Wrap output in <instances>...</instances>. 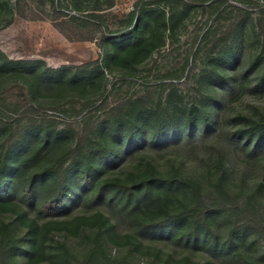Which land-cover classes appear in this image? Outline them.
<instances>
[{
  "label": "rangeland",
  "instance_id": "obj_1",
  "mask_svg": "<svg viewBox=\"0 0 264 264\" xmlns=\"http://www.w3.org/2000/svg\"><path fill=\"white\" fill-rule=\"evenodd\" d=\"M185 1L192 6L163 46L140 62H110L107 67L106 50L126 31L127 14L137 5L139 9L138 0H0V153L16 159L24 155L37 171L77 137L123 121L127 101L140 98L142 104L158 107L162 121L171 115L180 134L164 139L146 125L144 139L121 147L102 177L127 178L131 172L128 181H138L152 161L164 173L178 175L179 166L215 184L225 160L218 163L219 155L235 149L233 187L237 185L241 200L250 196L257 201L264 224V186L254 188L264 174V154L245 156L233 144L243 137L240 129L264 123V43L258 26L264 25V0ZM148 2L147 7L166 11L171 5L170 0ZM231 5L244 11H230ZM92 11L96 17H88ZM233 28L232 37L208 56L215 39ZM207 30L210 35L203 38ZM229 81L235 83L234 92L220 107L217 123L205 133L183 134L184 112L192 109L198 116L214 90L225 89ZM79 163L69 159L66 166ZM207 190L215 191L208 185ZM97 209L115 224L100 245L93 217ZM12 214L0 212V264H83L90 250L100 264H264V233L241 228L234 214L220 216L204 241L173 240L138 235L113 203L80 196L60 215L29 211L39 234L47 232L43 254L30 261L24 225L12 221ZM77 215L81 222L73 220ZM65 219L67 228L60 222ZM213 238L223 247L207 243Z\"/></svg>",
  "mask_w": 264,
  "mask_h": 264
},
{
  "label": "trees",
  "instance_id": "obj_2",
  "mask_svg": "<svg viewBox=\"0 0 264 264\" xmlns=\"http://www.w3.org/2000/svg\"><path fill=\"white\" fill-rule=\"evenodd\" d=\"M111 3L109 2L108 6H111ZM170 3L166 11L159 7H147L150 4L148 0H138L139 9L137 5L127 14L126 31L106 50L105 65L108 67L110 62L137 63L163 46L166 37L174 35L178 20L184 16L188 7L192 6L185 0H170ZM230 7V11H244V8L238 5ZM90 14L88 17L97 16L96 11ZM71 18L75 17L72 15ZM152 19L154 23L151 22ZM258 26L264 43V25L259 23ZM235 30H227L224 35L216 38L208 48V56L216 54L220 44L231 38ZM209 35L210 31L207 30L202 37L207 38ZM227 84L225 89L214 90L213 96L207 103H203L198 116L192 109L184 112L181 124L183 134L205 133L217 123L220 107L234 92L235 83L229 81ZM125 108L126 117L123 121L115 122L106 130H97L96 134L77 137L73 145L37 171L31 170V165L27 162L29 159L24 155L16 159L6 151L0 153V212L9 210L13 213L12 221L24 225V235L28 238L25 255L28 261L43 254L47 236L45 230L39 234L37 220L29 211L35 210L43 216L60 215L80 196L89 197L96 202L113 203L117 210L128 218L138 235L161 234L173 240L204 241L206 233L211 231L216 220L225 214L236 215L235 222L241 228L255 227L264 233L260 208L255 204L257 201L250 196L241 200L236 192L237 185L233 187L232 172L235 164L232 152L235 149L229 150L223 156L219 155L218 163L224 158L225 160L215 184L192 173L183 172L179 166L178 175L164 173L152 161L146 162L145 170L138 181H128L127 178L132 176L131 172H128L127 178L102 177L103 170L114 157L119 156L121 147H130L144 139L146 125L153 136L163 134L164 139L180 134V129L170 121L171 115L162 121L161 117H158V107L146 106L140 98L127 101ZM115 109L121 112V108ZM147 118H151L153 122L147 123ZM263 127L264 123L260 122L252 129H240L239 133L243 134V137L233 143L237 147L235 148L245 156L251 153L264 154ZM69 159L79 160L80 163L76 168L69 169L66 166ZM178 163L181 165L182 161ZM244 176L245 172L241 170L240 185L244 184ZM207 185L214 187L215 191L210 193ZM263 186L262 173L261 180L255 183L254 188L259 190ZM93 217L98 224L97 243L100 245L102 236L107 235L115 224L110 216L100 209L93 213ZM81 218V215H77L73 220L81 222ZM49 222L55 223L53 220ZM60 222L64 228L68 227L66 219ZM79 227V224L76 225L75 230ZM232 233L230 230V234ZM210 242L216 247H223L217 238L207 241L208 244ZM4 253L9 256L12 253L11 248L4 250ZM83 264H100L94 250L83 255Z\"/></svg>",
  "mask_w": 264,
  "mask_h": 264
}]
</instances>
